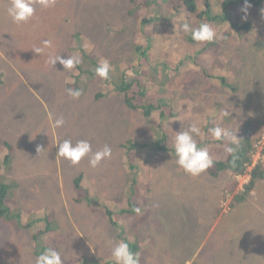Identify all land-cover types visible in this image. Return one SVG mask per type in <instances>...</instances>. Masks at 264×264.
<instances>
[{
  "label": "rangeland",
  "instance_id": "obj_1",
  "mask_svg": "<svg viewBox=\"0 0 264 264\" xmlns=\"http://www.w3.org/2000/svg\"><path fill=\"white\" fill-rule=\"evenodd\" d=\"M213 2L215 5L209 0V15L221 17L223 9ZM34 4L33 17L16 24L7 15L8 0H0V184L9 186L11 212L23 218L19 220L17 214H10L19 217L13 221L0 217V264H36V257L50 249L51 238L62 264H115L111 249L120 240V232L129 239L140 238L134 243L142 264H264V178L256 181L245 202L229 205L233 194L249 181L254 165L264 158V11L248 7L245 12L242 5L227 11L225 16L232 25L249 28L239 30L226 22L220 28L222 39L215 32L212 42L196 44L189 52L205 48L198 60L214 66L230 88L221 87L215 78L206 80L194 66L189 72L170 75L166 92L155 89L151 93L153 101L162 98L174 103L178 98L199 102L204 110L210 109L213 118V107L221 102L228 119L217 126L237 136L241 131L238 124L243 121H250L251 133L261 129L262 139L246 175L233 176L224 170L215 179L207 170L196 177L188 175L177 166L174 154L163 156L147 149L146 142L160 129H152L151 119L128 109L119 94L96 97L112 91L110 81L120 77L131 60L134 65L143 63L145 71V64L168 63V57L174 58L186 46L172 42L167 53L160 43L164 30L155 32L147 22L138 30V18L128 14L132 0H56L51 8H42L39 0ZM187 9L178 8L173 32L184 34L180 30L184 22L191 26L182 18ZM172 33L163 39L173 41ZM44 40H50L52 47L39 55L33 53ZM136 45L142 50L150 47L148 62L135 56ZM79 48L97 64L103 59L110 61L113 77L85 79V91L73 99L65 86L73 69L64 70L59 63L52 67L47 61L49 55L78 54L83 59ZM158 83L165 85L166 81ZM61 116L65 124L54 128V120ZM182 125L177 114L164 128L175 139ZM217 126L205 125L202 135L212 139L209 129ZM65 139L73 144L87 140L93 152L107 145L111 156L96 167L89 165L88 156L72 164L58 156V144ZM130 141L136 146L125 151L143 209L137 213L132 208L131 214L122 215L111 208L119 231L103 220L101 210L97 214L86 203H74L72 182L84 174L94 183L91 202H119L126 180L122 146ZM229 143L223 139L222 145H211L210 157L213 152L225 153ZM38 146L43 151L37 152ZM6 153H11L9 169L2 166ZM232 185L239 186L232 191ZM39 213L44 217L31 231L20 227ZM37 230L43 233L33 240Z\"/></svg>",
  "mask_w": 264,
  "mask_h": 264
},
{
  "label": "trees",
  "instance_id": "obj_2",
  "mask_svg": "<svg viewBox=\"0 0 264 264\" xmlns=\"http://www.w3.org/2000/svg\"><path fill=\"white\" fill-rule=\"evenodd\" d=\"M210 1H212L213 5V0ZM215 1L216 4L223 9L224 14L221 17L209 15V11L211 8L209 6V0H137V2L136 0H132L133 7L132 10L128 12V14L131 17L138 18V30L144 26L145 22H147V25L151 23L150 25L152 26V28L156 29L155 32H158V30H164L165 38L174 31V24L177 21L176 14L178 12V8H189L184 12L182 18L184 21L192 23L191 27L193 29L197 28L201 23L205 21L212 22L209 25L215 30V32L221 39L222 34L220 28L224 26L226 22H228L233 28H237L239 30L249 28V26L245 24L243 26H237L236 24L232 25V23L229 22V20L225 16V13L227 11L236 9L238 5L245 6L246 0ZM247 4L250 5L251 8H256L264 11V0H247ZM172 15L175 17L174 19H172ZM172 35L174 37L173 41L163 39L164 37L160 39V43L165 45L164 49L167 51V53L168 50L171 49L170 43L172 42L175 45L186 46L185 51L177 52L174 58L168 57V63L166 60H164L159 62L157 65H149V63L148 65L145 64V71L143 70V63H140L137 60L140 64L134 65L132 63L134 59L131 60L130 64L127 65V67H125L123 71L120 72V68L117 69L118 72H120V77L118 76L117 79H113V81H110L112 85V91L106 94L99 93L96 96L97 98H104L109 97L112 94H119L128 109L136 111L142 114L144 117L151 119V128H155L156 131H159L160 129L162 133L154 132L155 134L152 135L151 141L146 142V146L149 150H157V154L160 153L163 156H166L165 154L171 156L174 153V138H171L172 134L166 133L164 128V123L167 122L168 119H173L177 114H179L183 120L182 130L186 129L192 124H195V126L200 129V135L196 137L197 143L199 146L206 147L208 150L214 148H211V145H222L223 139L214 140L213 138L209 139L207 135L203 136L202 133L204 131V126L207 125V127L209 128L211 124L213 126H217L218 123H221L222 121L228 119L226 115L224 117V111L226 112V110L225 106L221 102L215 103L213 110L216 111V115L215 118H213L209 115L211 113L210 109L204 110L203 106L199 102H193L188 99L178 98L174 99V103L172 102V99L157 98L154 99V101L152 100L151 93H153L155 89L158 92L167 91L166 86L171 82L170 75L177 76L179 74L189 72L193 69L194 66L206 80L215 78L218 81L217 84L221 87L228 86L222 76H217L218 74L215 73L214 66H206L205 64H203L204 62H200L198 60V55H202V53L205 52V48L202 47L197 53H189L192 47H194L196 44L202 46V42L193 41L190 33L183 34L182 32H173ZM77 36V38H81V35ZM175 37L178 38L176 39ZM149 48H147L146 50H142L136 45V47L134 48V51H136L135 56L141 59H143L144 57V61L148 62V56L150 54L148 50ZM214 50H217L215 52V55H218L220 50L219 47H216ZM79 51L81 52L83 59H81V63L79 65L73 68L72 73L68 75L65 86L66 89H79L83 93L86 89V86L85 84H83V82L85 79L92 80L96 75L94 69L97 66V62L89 53H87V51H84L81 48H79ZM132 58L134 57L132 56ZM165 58H167V55ZM169 58L171 59V63L169 61ZM214 60L217 61V59ZM85 62L88 63L87 67L84 66ZM213 65H215V62H213ZM110 77H113V75L109 73V78ZM163 80L166 81V84L159 85L158 81L162 82ZM154 86H157V88ZM227 88H230V86H228ZM188 108H190V110L186 111ZM229 117L233 118L231 117V115H229ZM238 125L241 129L240 134L237 136L239 139H241L238 151L232 155L226 153V151L225 153L221 154L213 152V155L211 156L214 161V165L211 168L207 169V171L215 179H219L221 177L219 173L223 172L224 170H229L233 176H242L243 174H245L247 172V169L252 164L253 154L258 150L257 143L262 139V134L260 133L261 129L254 133H251L249 130V127L251 126L250 121H243ZM167 137L169 139H167ZM135 146V141H130L126 145L122 146L124 150L121 160L122 166L124 168V173L126 175V180L125 178L123 179V182H125V184L119 202L96 203V199L94 202H91V196L94 193V190L92 191L94 183L84 174H80L79 176L74 178L72 182L74 189L73 191L75 194L74 202L78 204L87 203L88 206L91 207V210L94 212L97 210H101L104 216L103 220H106L111 226H113L115 229L117 228L118 230L119 228L116 226L113 220L112 213L114 212L110 210L111 208L116 211L115 214L122 215H125V213L131 214V212H129V209L132 208L135 210L143 209V207L140 205L141 196H139L138 193V184L135 183L132 173L129 170V153L125 151L126 148L133 150ZM8 151L10 152V147H8ZM261 154L264 156V150L261 152ZM3 156L4 163L2 166H4L5 169H9L10 163L12 162L11 153H6ZM263 164L264 158L263 160H258L252 170L249 172V181L245 185H243V189L245 191L233 196L234 198L232 203H234V205L242 204L243 202H245L248 199L252 189L254 188L256 181L264 178V169H262ZM84 184H86V186ZM234 187L235 185H232V191L235 190ZM8 190V185L2 183L0 184V217H3L7 221H13L16 219L18 220V216H20L21 219L19 220L23 221L22 214L11 212V208L8 205ZM227 193H231V191H227ZM10 214H17L18 216H14L12 218ZM41 214H43V216H40ZM43 217L44 213L36 214L32 217L30 223L23 224L20 227L25 230L31 231L32 227H34L35 222L41 221ZM27 218H30V215L27 216ZM50 229L52 231L51 227L48 228V230ZM42 233L43 231L37 230L33 235V240H36ZM118 239L128 242L131 251L140 254L138 246L135 245V243L137 244L140 238L129 239L122 236L120 232ZM141 240L144 241L143 238ZM49 242L50 249L56 251V247L52 244V238ZM105 264H109V262L105 261ZM139 264H142L140 255Z\"/></svg>",
  "mask_w": 264,
  "mask_h": 264
},
{
  "label": "clouds",
  "instance_id": "obj_3",
  "mask_svg": "<svg viewBox=\"0 0 264 264\" xmlns=\"http://www.w3.org/2000/svg\"><path fill=\"white\" fill-rule=\"evenodd\" d=\"M8 4L7 15L11 18L12 22L16 24L29 21L36 11L34 0H8ZM39 4L42 8H51L55 6L56 0H39ZM248 7H250V5L247 4L246 0L245 7L242 11L246 12ZM180 30L185 33H190L192 40L196 42H212L216 35L215 30L207 23H201L197 28L193 29L189 23L184 22L180 25ZM51 47L52 42L50 40H44L42 41V46L35 47L32 51L39 55L42 54L45 49ZM47 62L52 67L59 63L64 70H71L81 63V58L78 54L67 57L49 55ZM111 70L112 65L110 61L103 59L98 62L94 72L102 80H108ZM66 92L73 99H78L82 95V91L79 89L68 88ZM64 124L65 120L61 116L54 120L52 126L54 128H60L63 127ZM209 131L216 140L228 139L230 141L229 145L225 148L226 153L232 155L238 151L241 139L237 137L236 132L233 133L231 130L219 126L211 128ZM199 135L200 129L195 125H190L186 129L175 134L173 144V154L176 157L177 166L186 174L193 177L199 176L214 165V161L210 157L208 149L198 145L196 137ZM36 151L39 152L43 150L38 146ZM111 151V148L105 145L102 149L93 152L92 146L87 140H79L73 144L71 140L65 139L58 144V156L70 161L72 164H77L84 157L88 156L89 165L91 167H96L102 160L109 158L111 156ZM243 191L245 190L242 185L233 196ZM233 198L234 197H232L229 205L232 204ZM135 211L139 213L140 210L136 209ZM139 255V253L132 252L129 243L124 240L116 241L111 249V256L115 264H139ZM36 264H62L61 254L53 249H47L36 257Z\"/></svg>",
  "mask_w": 264,
  "mask_h": 264
},
{
  "label": "crops",
  "instance_id": "obj_4",
  "mask_svg": "<svg viewBox=\"0 0 264 264\" xmlns=\"http://www.w3.org/2000/svg\"><path fill=\"white\" fill-rule=\"evenodd\" d=\"M73 190H74V189H73ZM73 194H74V191H73ZM74 196H75V194H74ZM76 204L79 205V206H82V205H84L85 203H82V204H80V203H79V204L76 203ZM86 204H87V203H86ZM87 205H88V204H87ZM89 209L91 210V207H89ZM91 211H92V210H91ZM99 211H100V210H97V211H95V212L92 211V212L99 214ZM95 216H97V215H95ZM95 216H94V217H95ZM100 220H102V219H100ZM102 222H103V221H102ZM108 224H109V223H108ZM109 225H110V224H109ZM110 226H111V225H110Z\"/></svg>",
  "mask_w": 264,
  "mask_h": 264
},
{
  "label": "bare ground",
  "instance_id": "obj_5",
  "mask_svg": "<svg viewBox=\"0 0 264 264\" xmlns=\"http://www.w3.org/2000/svg\"><path fill=\"white\" fill-rule=\"evenodd\" d=\"M19 160V159H18ZM17 161V160H16Z\"/></svg>",
  "mask_w": 264,
  "mask_h": 264
},
{
  "label": "flooded vegetation",
  "instance_id": "obj_6",
  "mask_svg": "<svg viewBox=\"0 0 264 264\" xmlns=\"http://www.w3.org/2000/svg\"><path fill=\"white\" fill-rule=\"evenodd\" d=\"M75 203V202H74Z\"/></svg>",
  "mask_w": 264,
  "mask_h": 264
}]
</instances>
